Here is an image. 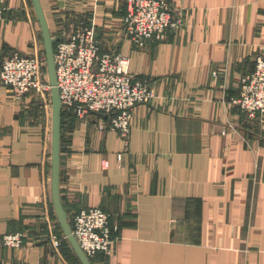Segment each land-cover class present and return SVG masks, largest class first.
I'll use <instances>...</instances> for the list:
<instances>
[{"label":"crops","instance_id":"0c3cea01","mask_svg":"<svg viewBox=\"0 0 264 264\" xmlns=\"http://www.w3.org/2000/svg\"><path fill=\"white\" fill-rule=\"evenodd\" d=\"M1 2L0 67L14 52L45 55L32 0ZM41 3L55 39L64 14L85 15L102 49L128 56L157 93L134 109L129 151L97 119L66 113L69 222L99 206L119 228L114 254L93 264H264V120L233 103L264 48V0H172L184 26L144 49L124 33L125 0ZM39 103L0 87V238L25 235L19 248L0 246V264H81L68 241L53 243L64 234L52 204V119Z\"/></svg>","mask_w":264,"mask_h":264},{"label":"built area","instance_id":"2783aa9c","mask_svg":"<svg viewBox=\"0 0 264 264\" xmlns=\"http://www.w3.org/2000/svg\"><path fill=\"white\" fill-rule=\"evenodd\" d=\"M125 6L124 33L140 49L151 40L164 39L186 21L183 9L174 7L172 0H125ZM4 11L0 0V20ZM63 18L65 26L56 36L55 47L63 112L82 123L107 117L100 124L116 131L124 141L125 151H129L134 109L151 103L157 97L156 90L148 81L132 75L128 56L102 49L85 15L64 14ZM74 19L77 23L69 26L68 22ZM0 87L17 102L33 94L40 101L45 119H52V86L46 57L40 50L35 49L30 55L14 52L8 56L0 67ZM233 103L248 119L264 120V48L256 55L254 70L243 78L240 95ZM72 230L91 260L100 254H114L119 228L111 224L110 215L103 208L95 206L77 212ZM24 238L22 232L9 233L0 238V246L19 248ZM53 238L54 245L59 247L63 239Z\"/></svg>","mask_w":264,"mask_h":264},{"label":"water","instance_id":"95a60500","mask_svg":"<svg viewBox=\"0 0 264 264\" xmlns=\"http://www.w3.org/2000/svg\"><path fill=\"white\" fill-rule=\"evenodd\" d=\"M32 3L42 28L47 70L49 74L50 84L52 86V204L58 222L63 231L64 237L71 244L81 264H93L92 260L86 255V253L81 248L77 238L73 233L72 226L68 219V213L64 207L60 192V161L63 105L60 98V89L58 87V78L55 62V42L57 41V39L52 36L41 0H32Z\"/></svg>","mask_w":264,"mask_h":264},{"label":"trees","instance_id":"16d2710c","mask_svg":"<svg viewBox=\"0 0 264 264\" xmlns=\"http://www.w3.org/2000/svg\"><path fill=\"white\" fill-rule=\"evenodd\" d=\"M66 115L67 114L65 112H63V114H62V129H63L64 125H65V122L64 121L66 119ZM104 120H106V118L105 117H101L100 121H104ZM63 241H64V243H67L68 244V242H67L66 239L63 238ZM92 262L94 263V259H92ZM77 264H80V263H77Z\"/></svg>","mask_w":264,"mask_h":264}]
</instances>
